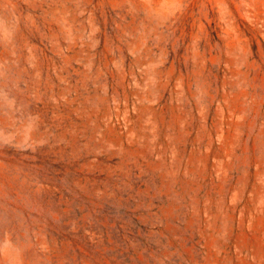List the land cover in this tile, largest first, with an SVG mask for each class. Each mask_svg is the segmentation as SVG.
I'll return each mask as SVG.
<instances>
[{"label": "rangeland", "instance_id": "rangeland-1", "mask_svg": "<svg viewBox=\"0 0 264 264\" xmlns=\"http://www.w3.org/2000/svg\"><path fill=\"white\" fill-rule=\"evenodd\" d=\"M0 264H264V0H0Z\"/></svg>", "mask_w": 264, "mask_h": 264}]
</instances>
